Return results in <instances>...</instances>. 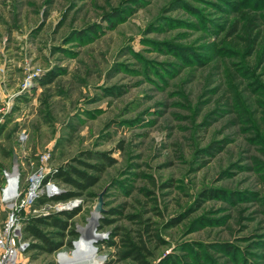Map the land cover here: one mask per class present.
<instances>
[{
  "label": "rangeland",
  "instance_id": "1",
  "mask_svg": "<svg viewBox=\"0 0 264 264\" xmlns=\"http://www.w3.org/2000/svg\"><path fill=\"white\" fill-rule=\"evenodd\" d=\"M14 153L23 191L44 154L96 176L21 216L79 238L102 193L101 264H264V0H0V188Z\"/></svg>",
  "mask_w": 264,
  "mask_h": 264
},
{
  "label": "built area",
  "instance_id": "2",
  "mask_svg": "<svg viewBox=\"0 0 264 264\" xmlns=\"http://www.w3.org/2000/svg\"><path fill=\"white\" fill-rule=\"evenodd\" d=\"M19 138L24 142L27 139L26 133L21 132ZM49 157V154L42 156L41 165L29 176L24 191L20 185L18 167H13L12 170H3L5 181L0 188V198L8 214L5 222L0 226V264H32L26 256L33 240L24 235V221L21 215L28 210L36 211L33 206L39 198L52 199L64 192L63 188L54 182L53 174L56 169L49 165ZM71 206L62 205L58 209H70ZM75 231L78 233L77 230ZM79 232L80 237L72 242L74 248L70 253L65 249V245L55 251L57 254L56 264H65L62 256H69L74 251L77 241L82 237V232Z\"/></svg>",
  "mask_w": 264,
  "mask_h": 264
},
{
  "label": "trees",
  "instance_id": "3",
  "mask_svg": "<svg viewBox=\"0 0 264 264\" xmlns=\"http://www.w3.org/2000/svg\"><path fill=\"white\" fill-rule=\"evenodd\" d=\"M88 154L90 156V152H88ZM106 159L109 160L108 157H106ZM73 161L99 172L105 169L104 165H92L79 158H74ZM53 178L60 179L64 183L81 190H86L97 182L96 176L91 175L87 171L81 170L72 164H70L68 168H59ZM76 194L77 193L74 191H66L52 199L41 197L36 201L33 208L50 202H64L74 197ZM76 212L77 211H66L57 214H47L45 216H31L23 219L24 235L26 238H31L33 240L29 251L40 249L48 253H54L64 245L65 238L68 240L67 244L71 246L72 240L78 236V233L75 231L74 225L69 219L73 218ZM23 214H25V212H23L22 215ZM102 221L106 222L107 220L102 219ZM41 226L54 228L56 230L52 233H47L41 229ZM135 258H139V254L135 255Z\"/></svg>",
  "mask_w": 264,
  "mask_h": 264
},
{
  "label": "bare ground",
  "instance_id": "4",
  "mask_svg": "<svg viewBox=\"0 0 264 264\" xmlns=\"http://www.w3.org/2000/svg\"><path fill=\"white\" fill-rule=\"evenodd\" d=\"M90 225L81 228L82 237L77 241L71 255H63L65 264H101L97 258L96 243L103 237L95 232L97 222L90 219Z\"/></svg>",
  "mask_w": 264,
  "mask_h": 264
},
{
  "label": "water",
  "instance_id": "5",
  "mask_svg": "<svg viewBox=\"0 0 264 264\" xmlns=\"http://www.w3.org/2000/svg\"><path fill=\"white\" fill-rule=\"evenodd\" d=\"M13 163H14V167H18L16 153L13 154ZM103 204H104V202H103V194L101 193L99 195L98 204L96 205V207L92 211L91 217H90V219H92V220L94 219L97 223L103 217V215H102V212L104 211Z\"/></svg>",
  "mask_w": 264,
  "mask_h": 264
}]
</instances>
